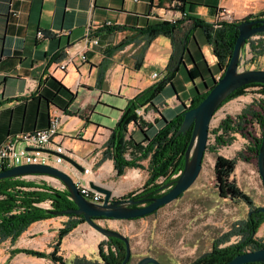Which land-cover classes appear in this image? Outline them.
Returning <instances> with one entry per match:
<instances>
[{
	"label": "crops",
	"instance_id": "crops-1",
	"mask_svg": "<svg viewBox=\"0 0 264 264\" xmlns=\"http://www.w3.org/2000/svg\"><path fill=\"white\" fill-rule=\"evenodd\" d=\"M221 10L223 21L253 18L264 11V0H0V143L9 135L46 127L53 111H57L61 119L56 140L71 150V157L83 167H89V173L83 174L68 162L56 166L73 178L84 175L100 184L112 174L123 177L131 167L117 174L113 159L104 155L111 130L129 100L162 78L173 55L176 66L181 65L173 78L176 91L167 84L163 91L169 87L172 91L161 98L162 91L154 105L140 106L148 115L154 113L151 123L131 122L128 130L133 136L140 133L141 140V128L152 135L160 126L161 115L169 119L184 108L181 101L190 100L193 95V83L185 73L190 57L198 62L204 58L209 65L216 62L212 45L190 18L213 22ZM183 16L174 36L146 29L162 20ZM38 31L44 35L38 37ZM88 32L98 43L87 39ZM250 40L254 50L259 49L257 42L264 46V35L255 34ZM205 46H209V56L203 51ZM245 46L251 56L255 54L249 42ZM67 58L66 68L61 69L59 64ZM154 72L159 76L153 77ZM160 103H166L165 109L157 114L154 108ZM139 162L147 173V159ZM17 178L34 184L58 185L57 178L47 174H24ZM110 188L115 196L120 190ZM37 204L49 208L50 200ZM67 220V215L57 214L31 223L14 241L10 237L0 239V264H59L48 257L13 250L51 252ZM235 225L238 222L232 224ZM232 226L228 229L230 234ZM106 238L90 230L83 221L61 238L57 254L67 264H72L75 256L100 260L99 245ZM129 241L132 262L134 243ZM102 246L105 250L106 245ZM163 247L138 252L135 262L145 254L163 263L164 256L174 255L172 248ZM193 248L197 249V244Z\"/></svg>",
	"mask_w": 264,
	"mask_h": 264
},
{
	"label": "trees",
	"instance_id": "trees-1",
	"mask_svg": "<svg viewBox=\"0 0 264 264\" xmlns=\"http://www.w3.org/2000/svg\"><path fill=\"white\" fill-rule=\"evenodd\" d=\"M182 1L184 2L185 0ZM182 11L183 13L185 12L184 10ZM184 17L185 16L175 20H162L161 22L149 26L146 29L151 33L162 32L170 36H174L175 32L179 29L180 23L184 20ZM256 17H264V11L257 16H253V18ZM190 20L202 29L206 40L212 45L216 62L214 65H209L204 58L198 62L192 56L190 57V66L185 67L186 76L193 83L191 87L193 95L189 106L184 107L180 112L169 119L161 115L160 126L152 135H148L141 128L142 139L140 142L132 141V149L130 151L131 157L127 158L125 156L126 149L128 148L125 138L128 131V125L131 122L137 125L139 122L136 109L146 104L154 105V99H156V97L163 91L167 84H170L176 91L175 85L173 84V78L181 65L176 66V59L173 55L171 56L169 65L162 78L153 83L151 86L144 88L129 100L121 117L117 121L115 127L111 130L106 144L107 147L104 152L105 156L109 155V157L113 159L114 168L117 170V174H121L125 167H141L139 161L147 159L145 169L148 177L144 184V188L141 191H145L148 195L160 194L159 186L162 183L158 182V180L161 177L173 180L178 176L176 174L180 173L182 170L185 160V150L190 140L192 131V127H190V129L185 133L176 134V131L183 119V112L186 108L196 105L201 99H203L215 83V72L218 73L219 77L223 74L238 34L237 24L240 21H221L218 26L213 28L208 22H205L202 19L192 17ZM256 34L264 35V31ZM248 42L250 43L251 50L255 52V54L252 55V58L263 54V45H259V42H257L259 49L254 50V44H252L250 38L246 43ZM183 62L184 59L181 60V64ZM251 86L261 88L264 93L263 83H249L235 89L222 102V104L231 98L242 94L245 88ZM248 117L253 118L259 126H263L261 136L252 137L251 143L246 147L249 155L256 156L261 144L262 135L264 133L263 99L259 101L258 109L256 110H251L249 107H245L234 118L230 115L223 118L219 125V128L222 129L223 133L216 136V144L220 145L229 143L230 137L227 139L224 137V134H228L230 132H240L244 135L242 123L245 122ZM233 167V160H226L219 156L215 164V171L218 173L217 180L221 183H225V194L231 197H236L238 189L233 183L227 181ZM17 177L19 176L0 179L1 240L10 237L11 241H14V239H16L31 223L56 215L51 214L49 212L50 209H64L74 206L73 200L70 198L69 191L66 187L61 189L50 184H46L45 182L41 184H34L32 181L18 179ZM27 186H35L38 188H24ZM130 196H133V193L123 196V198ZM243 197L250 204V206H252L248 197ZM46 199L50 200L49 208L42 207L37 204V202ZM154 212H156V210ZM67 216L68 220L66 221V224L60 228L54 249L51 252L46 253L45 251L34 249H14L13 253L25 251L28 254L38 257H48L59 264H67L62 257L57 254L61 238L72 230L78 223L85 221L84 217L80 214H67ZM263 223L264 212L259 211L257 207L251 208L247 217L240 221L238 223V227L233 229L231 233L239 236V239L236 242L222 247L218 246L219 243L213 242L211 249L206 251L207 253L200 254L189 264H199L201 261L221 264L230 260L237 253L264 247V237H256L257 230ZM229 237L230 234L228 235L227 240ZM217 242L223 243V240H217ZM104 244L106 245L105 250H103L102 246ZM98 254L100 260L87 258L85 256H75L72 264H121L125 255V243L119 238L107 237L106 240L99 245ZM243 264H264V262L251 261Z\"/></svg>",
	"mask_w": 264,
	"mask_h": 264
},
{
	"label": "rangeland",
	"instance_id": "rangeland-1",
	"mask_svg": "<svg viewBox=\"0 0 264 264\" xmlns=\"http://www.w3.org/2000/svg\"><path fill=\"white\" fill-rule=\"evenodd\" d=\"M208 23L213 25L214 21ZM212 27L214 28L215 26L213 25ZM246 49L244 45L241 50L239 68H264V55L252 58L251 53H248ZM203 51L206 56H209V46H205ZM214 77L218 79V73L215 72ZM190 86L192 87V85ZM166 90L160 94L161 98L167 92L172 91V88L169 87L168 91ZM262 99L264 100L262 89L257 86H251L245 88L242 94L223 103L216 110L209 127V138L200 174L195 182L182 192L179 197L159 207L148 218L141 219L142 217H139L133 220H106L100 218L97 220L103 226L123 232L134 243V260L128 264H134L138 252L144 253L145 250L151 251L156 250V248L162 250L165 245L174 250V255L164 256V264H189L202 254V251H209L211 243H219L218 246L222 247L224 244H231L239 239L238 236H230L227 240V235L230 234L228 229L234 222L239 223V221L244 220L251 208L264 206V185L257 168V155H249L246 148L251 143L252 137L261 136L263 126H259L253 118L248 117L242 123L244 135L240 132L224 134L225 138L228 139L230 137V142L220 145L216 144L215 138L223 133L222 129L219 128L223 118L228 115L234 118L245 107L256 110L258 109L259 101ZM190 101L191 98L190 100L181 101V103L184 107H188ZM165 104L156 105L154 108L155 113L158 114L160 110L165 109L163 106ZM153 114L151 111L150 116L146 117L149 121L148 123L141 117L139 122L144 125L151 123L150 119H152ZM143 131L146 132L144 129ZM134 136L129 130L125 135L128 144L125 152L127 158L131 157L132 141L140 142V133ZM219 156L226 160L234 161L233 170L227 181L233 183L238 189L236 197L226 195V191H224L225 183L217 180L218 173L215 171V164ZM140 165L141 167H131V170L134 168L140 175L139 183L123 184V177L112 174L103 181V184L120 188L116 193V197H123L130 193H133V195L138 194L144 188L148 177V174L142 169L144 168L143 164L140 163ZM168 180L171 179L161 177L158 182L163 184ZM243 196L248 197L253 207L250 206ZM208 218L211 220L207 221ZM206 221L208 223L205 224L204 222ZM85 222L90 230L100 234L87 221ZM210 224L213 225L211 226ZM237 227L236 225L235 227L232 226L233 229ZM256 237H264V226L262 224L257 230ZM217 240H223V243L217 242ZM196 244L197 249L193 248Z\"/></svg>",
	"mask_w": 264,
	"mask_h": 264
},
{
	"label": "water",
	"instance_id": "water-1",
	"mask_svg": "<svg viewBox=\"0 0 264 264\" xmlns=\"http://www.w3.org/2000/svg\"><path fill=\"white\" fill-rule=\"evenodd\" d=\"M236 36L229 61L223 74L215 80L207 94L196 105L186 108L183 119L176 134L185 133L192 127L190 140L185 150L184 166L178 176L159 186L165 190L159 195L147 193L133 195L127 198L114 199L115 193L110 187L89 180V186L103 194L101 203H95L85 197L78 189L70 174L58 166L45 163L19 164L0 171V179L20 176L24 174H47L59 179L67 188L74 206L64 209H50L51 214H80L93 228L106 237H116L125 243V255L121 264H127L131 257L129 238L121 231L103 226L97 220L100 218L133 219L144 217L158 207L165 205L187 190L197 179L202 168V160L209 138V127L213 115L222 102L237 88L249 83L264 84V68L240 69L241 49L247 40L258 32L264 31V17L242 19L237 24ZM183 50L181 51L182 55ZM61 156L70 162L78 171L83 172L84 167L73 157L67 154ZM257 168L264 185V133L257 153ZM135 196V197H134ZM147 201L148 203L144 204ZM142 203V205H134ZM264 212V206L257 208ZM251 261L264 262V247L237 253L227 262L221 264H243ZM164 264L153 255H144L135 264ZM199 264H219L209 261Z\"/></svg>",
	"mask_w": 264,
	"mask_h": 264
},
{
	"label": "built area",
	"instance_id": "built-area-1",
	"mask_svg": "<svg viewBox=\"0 0 264 264\" xmlns=\"http://www.w3.org/2000/svg\"><path fill=\"white\" fill-rule=\"evenodd\" d=\"M223 10L216 15L214 20V26H218L219 22L223 21L221 15ZM175 20V19H171ZM44 34L42 31L37 32L38 37H42ZM87 39L93 43H98L96 37H90L87 33ZM68 58L59 64L61 69L66 68ZM159 73L154 72L153 77H158ZM136 114L144 120L149 117L148 113L144 111L143 107L136 109ZM61 115L57 111H53L50 116L48 125L44 128L34 129L31 131H23L15 135H9L0 143V171L9 167L27 164V163H45L51 165H57L66 161L61 154H67L72 156L71 150H69L60 141L56 140L59 133ZM70 164V162H68ZM89 173V167H84L83 174ZM55 179V177L51 176ZM73 178V177H72ZM79 191L87 197L89 200L95 203H101L103 194L99 191L92 189L89 186L87 178L82 175L80 177L73 178ZM57 188H64L65 185L59 180ZM50 207V206H49Z\"/></svg>",
	"mask_w": 264,
	"mask_h": 264
},
{
	"label": "bare ground",
	"instance_id": "bare-ground-1",
	"mask_svg": "<svg viewBox=\"0 0 264 264\" xmlns=\"http://www.w3.org/2000/svg\"><path fill=\"white\" fill-rule=\"evenodd\" d=\"M139 178H140V175L138 174V172L136 170H130V171L126 172V174L123 176V179H124L123 184L124 183L125 184L136 183V182H138Z\"/></svg>",
	"mask_w": 264,
	"mask_h": 264
},
{
	"label": "flooded vegetation",
	"instance_id": "flooded-vegetation-1",
	"mask_svg": "<svg viewBox=\"0 0 264 264\" xmlns=\"http://www.w3.org/2000/svg\"><path fill=\"white\" fill-rule=\"evenodd\" d=\"M166 190V189H165ZM165 190H161L160 189V193H162L163 191H165ZM143 193H146L145 191H141V192H139L138 194H135V195H139V194H143ZM135 197V196H134ZM119 197H116V196H114V199H118ZM125 198H127V197H125ZM146 203H148L147 201H145L144 202V204H146ZM134 205H142V203H139V204H134ZM104 218V217H103ZM203 254H205V253H207L206 251L205 252H202ZM204 256V255H203ZM130 262H131V260H130ZM129 262V263H130ZM201 262H204V261H201Z\"/></svg>",
	"mask_w": 264,
	"mask_h": 264
}]
</instances>
